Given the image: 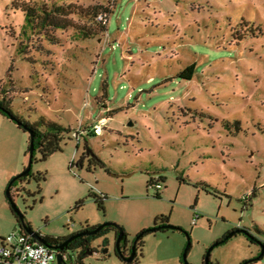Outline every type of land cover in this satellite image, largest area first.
Returning a JSON list of instances; mask_svg holds the SVG:
<instances>
[{
    "label": "rangeland",
    "instance_id": "rangeland-1",
    "mask_svg": "<svg viewBox=\"0 0 264 264\" xmlns=\"http://www.w3.org/2000/svg\"><path fill=\"white\" fill-rule=\"evenodd\" d=\"M16 1L0 0V102L25 122L44 119L71 131L48 160L36 153L32 173L46 176L40 186L31 177L12 187L25 223L56 238L115 223L130 245L164 215L179 230L149 234L138 264H183L189 241V264H203L237 229L255 241L234 236L214 248L210 264L257 258V241L264 242V0H40L111 12L72 16L95 34L56 30V44L32 31ZM193 64V79L180 78ZM29 147L30 134L0 113V239L22 227L7 189L28 165ZM90 151L103 166L90 169ZM254 190L246 206L242 198ZM94 195L106 197L103 208ZM106 238L107 253L97 239L84 264H127L116 255L115 230Z\"/></svg>",
    "mask_w": 264,
    "mask_h": 264
},
{
    "label": "trees",
    "instance_id": "trees-1",
    "mask_svg": "<svg viewBox=\"0 0 264 264\" xmlns=\"http://www.w3.org/2000/svg\"><path fill=\"white\" fill-rule=\"evenodd\" d=\"M16 7L20 10H22L25 14L26 20L32 29V31L35 33H45V37L50 42L56 44L59 42L58 38L54 36V32L56 30H66L69 28L77 29L80 33V35L83 36L85 39L91 38L95 32H92L86 27L77 26L72 19V16H78L81 19H91L96 20L100 15H104L110 12L108 7L103 5H97L92 6L89 8H83L81 6H76L74 4L69 5H58V4H48L46 2H42L40 0H18L16 1ZM111 13V12H110ZM99 25H101V31H105V26L102 24V22L98 21ZM196 71V65H190L189 67L185 68L180 74L179 77L186 79V80H192L193 76ZM0 105L3 107L4 110H0V113L2 115L8 116V112L12 113L11 106L7 102H0ZM21 120L20 118H18ZM24 124L28 125L30 128H32L36 132L35 136V155L39 152L42 156V160L46 161L48 160L53 154L62 151V143L67 139L65 135H68L71 133L69 128H66L58 123H55L53 121H45L44 119H41L40 122L30 124L28 122H25L21 120ZM21 129H23L21 126H19ZM44 127V131L41 130V128ZM24 132H26L23 129ZM92 133V132H91ZM90 169L94 166H103V162L96 156L89 160ZM34 178L39 186L42 181L46 180L45 174H37L34 175L33 173L30 174L27 178H22L19 181L20 182H27L30 181L29 178ZM17 185V182L13 184V187ZM256 190H254L252 197L256 196ZM41 192V189L40 191ZM95 196V195H94ZM246 202V206L249 204L251 198ZM106 197H100L95 196L96 203H98L102 208L104 206V200ZM83 204V201H80L77 204V209L80 208ZM17 216V215H16ZM18 222L19 218L17 217ZM170 220L169 216H160L156 220ZM87 228L95 229L97 226H90L87 225ZM115 230L117 231L115 227H106L103 229L99 235H97L94 238L90 239H81L76 243V245L73 246V248H83L84 252L82 253V260L85 259V251L88 249L89 244L94 239H97L98 237H104L108 235L111 231ZM151 233L148 230H144L141 232L137 237L139 239L144 240L145 237ZM45 239L48 240L50 243L58 242L62 238L58 237H50L45 236ZM222 241V240H221ZM219 241V243L221 242ZM37 243V242H36ZM107 243V239H106ZM144 243V241H142ZM226 243V242H225ZM224 244V243H223ZM222 245V244H220ZM83 264V262H82ZM204 264V263H203Z\"/></svg>",
    "mask_w": 264,
    "mask_h": 264
},
{
    "label": "water",
    "instance_id": "water-1",
    "mask_svg": "<svg viewBox=\"0 0 264 264\" xmlns=\"http://www.w3.org/2000/svg\"><path fill=\"white\" fill-rule=\"evenodd\" d=\"M0 110H4L1 105H0ZM8 116L12 120L16 121L19 126H21L26 132H28L30 134L29 163L21 174H19L18 176L14 177L11 180V182L8 185V189H7V198L9 199V201L11 203V208H12L13 212L19 218V221L22 225L21 230L25 231L26 233L31 235L37 243L43 244V245L49 247L50 249L57 251V264H82V262H83L82 254L79 252V248L78 249H76V248L70 249L68 247V242H70L74 239H77L81 236L96 235V234L100 233L103 229H105L106 227H115L117 229V231H116V252L121 254V245L125 244V242L127 241V239H126L127 235H126L125 231L123 230V228H121L120 226H118L115 223L108 222V223H105L103 225L97 226L95 229L78 233V234L72 236L69 240L64 242L62 245L51 244L48 240H46L44 237H42L39 233L34 231L29 224L25 223L24 216L19 212V210L17 209L16 205L14 204V202L11 198V191H12L13 184L15 182L19 181L22 178L29 177L30 174L32 173V166L34 163V155H35V143H34V141H35L36 132L32 128H30L28 125L24 124L21 120H19L14 114L8 112ZM162 230H174V231H176V230H179V228L175 225L169 224V225H165L162 227H153L151 229H148V231H150V232H158V231H162ZM239 234L245 235L250 240L255 241L254 236L249 231L243 230V229L234 230L233 232L228 234L220 243L219 242L216 243L214 246H212L207 251L206 256H205V260H204L205 264H210V256H211V253L216 246H219L220 244H223V243L229 241L231 238H233L234 236H237ZM138 239L139 238L137 237L135 242H134V250H133L132 255L129 258H123V260L126 263H129V264L133 263L135 246H136ZM257 244L260 247L259 256L255 259L251 260V261L244 262V264L256 263L263 257V255H264V242L263 241H257ZM190 246H191V244L189 241L188 245L184 251L183 258H182L184 264H189L188 253L190 250ZM88 254L91 255V253H88Z\"/></svg>",
    "mask_w": 264,
    "mask_h": 264
},
{
    "label": "built area",
    "instance_id": "built-area-1",
    "mask_svg": "<svg viewBox=\"0 0 264 264\" xmlns=\"http://www.w3.org/2000/svg\"><path fill=\"white\" fill-rule=\"evenodd\" d=\"M94 130L100 133L102 124L95 126ZM75 137L77 136L75 135ZM151 185L158 190L163 188L160 182H154ZM250 197L251 194H247L242 199L247 202ZM0 264H57V251L36 243L31 235L20 230L19 232H12L2 239Z\"/></svg>",
    "mask_w": 264,
    "mask_h": 264
},
{
    "label": "flooded vegetation",
    "instance_id": "flooded-vegetation-1",
    "mask_svg": "<svg viewBox=\"0 0 264 264\" xmlns=\"http://www.w3.org/2000/svg\"><path fill=\"white\" fill-rule=\"evenodd\" d=\"M94 156H95V155H93V152H92V151L86 153V157H87L89 160H91L92 158H94ZM169 224H170V220L167 221V220H160V219H158V220H156L154 227H162V226L169 225ZM88 230H92V228L84 227L81 231L76 232V233H74V234H71V235H69V236H66V237L62 238L60 241H58V242H54V243H51V244H53V245H62L64 242H66L67 240H69L72 236H74V235H76V234H78V233H81V232H83V231H88ZM116 230H117V229H116ZM163 231H167V230H162V231H158V232H163ZM151 233H157V232H151ZM151 233H149V234H151ZM149 234H148V235H149ZM97 235H99V233L96 234V235L81 236V237H79V238H77V239H74V240L68 242V247H69L70 249H73V246L76 245V243H78V241H80L81 239H85V240H87V239H90V238H94V237H96ZM148 235H147V236H148ZM106 236H107V235H106ZM106 236H104V237H98V238H97V239L104 238V240H103V242H102V247H103V249H105V248L108 246V240H107V243H106V239H107ZM147 236H146V237H147ZM42 237L45 238V236H42ZM146 237H145V238H146ZM97 239H94L93 241H91V243L89 244L88 249L85 251V252H86L85 255H87L88 253H91V254L94 253L93 243H94ZM135 240H136V238H135ZM135 240H134V242H135ZM142 241H144V240H142V239H138V241H137V243H136L135 251H134V261H133L132 264H138L139 261H140L139 258H138V255H139V251H140V249L144 246V243H142ZM134 242H133V244H130V245H128L127 241L125 242V244H122V245H121V254H119V253L116 252V246H115V252H116V255H117L122 261H124L123 258H129V257L132 255L133 250H134ZM79 252L82 254V253L84 252V249H83V248H79ZM104 253H107V250H106V249L104 250ZM205 256H206V255H205ZM204 260H205V257H204ZM182 261H183V260H182ZM124 262H125V261H124ZM127 264H129V263H127ZM183 264H184V263H183ZM204 264H205V261H204Z\"/></svg>",
    "mask_w": 264,
    "mask_h": 264
},
{
    "label": "crops",
    "instance_id": "crops-1",
    "mask_svg": "<svg viewBox=\"0 0 264 264\" xmlns=\"http://www.w3.org/2000/svg\"><path fill=\"white\" fill-rule=\"evenodd\" d=\"M253 192H254V191H253ZM255 192H256V194H257V191H255ZM251 197H252V196H251ZM251 199H252V198H251ZM250 201H251V200H250ZM2 239H3V238L0 239V244L2 243Z\"/></svg>",
    "mask_w": 264,
    "mask_h": 264
}]
</instances>
